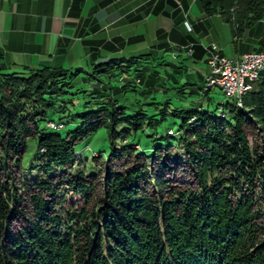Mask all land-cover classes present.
Instances as JSON below:
<instances>
[{"label":"trees","instance_id":"16d2710c","mask_svg":"<svg viewBox=\"0 0 264 264\" xmlns=\"http://www.w3.org/2000/svg\"><path fill=\"white\" fill-rule=\"evenodd\" d=\"M197 1L205 15L219 14L233 37L264 20V0ZM142 10L148 7L130 17L142 16ZM156 31L162 40L127 59L100 56L141 34L91 38V69L84 73L98 85L90 91L96 107L80 112L76 127L66 134L43 129L38 121L53 99L68 91V73L78 74L81 67L71 72L61 64L25 65L0 72V264H264V70L251 89L213 108L175 107L170 95H183L184 87L193 84L182 75L197 74L199 87L207 91L209 72L188 70L186 63L164 59V54L173 47L181 51L186 43L192 46L188 55L199 58L197 49L204 53L206 46L187 39L174 24ZM156 64L171 65L175 74L159 81ZM128 90L150 100L136 102L127 113V105L111 94ZM56 122L49 119L46 125L55 129ZM101 126L110 147L97 192V172H62ZM169 127L175 131L168 132ZM30 135L36 136L38 154L28 167L42 174L21 193L11 165L23 167ZM141 136L148 137L145 144L159 141L144 147ZM168 138L173 141L162 142ZM171 145L182 149L192 175L188 183L152 174L148 155ZM129 157L135 159L127 163ZM112 158H122L123 168L109 162Z\"/></svg>","mask_w":264,"mask_h":264},{"label":"rangeland","instance_id":"374dc122","mask_svg":"<svg viewBox=\"0 0 264 264\" xmlns=\"http://www.w3.org/2000/svg\"><path fill=\"white\" fill-rule=\"evenodd\" d=\"M166 4L167 6L165 7L154 8V15H147V11L142 10L139 11L142 16L137 17L135 19L129 20L127 19V17L122 16L121 19H119L113 24L108 22V24L106 25L105 23L106 27L97 31V37L108 38L109 36L115 34H120L124 37V39H127L129 35L134 34H141L142 37L131 42H126L125 45L116 50L107 52L102 50L104 51L103 56L100 57L103 59L106 58L107 53V55L111 57L126 58L130 55L132 56V54L134 56V54L137 53L148 52L149 50H151L153 44H155L159 40H162V38L158 37L156 31L157 28L162 27L164 29H167L173 24L187 36V39L191 41L200 42L201 45L206 46L208 48L207 49L206 47H204L205 51L199 58H197L195 55H188L192 51V46H189L186 43L180 46L182 48L181 51L173 47L170 51L167 52L168 54H164V59L171 58V60L173 61H183L184 63H186L188 70L194 71L197 68L202 73L207 71L210 72V68H208L209 57H207V61L204 60V57L208 54L209 48L213 44L217 48L216 52L220 55H224L231 58H237L240 54H242V52L238 54H236L235 52V47L231 40V34L229 33L228 24L224 22L218 14L208 16L205 15L202 12V9L197 0L191 2V6L189 8L182 6L175 7L174 4H168V2H166ZM113 9H115V7H113ZM113 9L111 7H108L104 9V12L105 10L113 11ZM107 20H110V17H107ZM100 25H102V23ZM259 35L256 34L254 38L252 37V39L248 40L250 42L254 41V48L259 47L260 45H264V37L260 38ZM238 38L234 37L235 41H237ZM244 40V37H241L240 41ZM191 43L192 42H190V45ZM220 47H222L224 50L222 51ZM250 51H253V49ZM161 52L162 50H156V53L158 54H160ZM88 56L89 55L87 53L86 56L81 55L77 57V64L71 66V72H75V69H77L78 67H81V70L78 74L68 73V75H72L71 79L70 77H68V80L71 81V85H64V88H66L68 91L59 95L58 98H54V105L47 107L44 117L38 121L39 126L43 127V129L55 130L57 132H60L61 134H66L69 130L76 127L80 119L77 115L80 112L96 107V103H94L93 101L94 97L91 96L90 91L93 86L98 87V85L93 84L96 83V81H94L93 78L89 77L86 73H84L85 71H89L91 69V65L87 63ZM124 58L122 59L123 63H125L127 59ZM67 63L68 62H66L64 66L68 67L69 64ZM151 63L154 64L155 60H152ZM133 67L134 66L132 65L131 68ZM138 67L141 68V65L138 64ZM148 68L152 69L153 67L150 64ZM156 68L158 69V75L161 76L159 81H161V78L165 76L166 73H169V75L170 73H172L173 75L175 74V71L173 70V67L171 65L156 64ZM149 71L150 70L148 69L144 70V74H147ZM247 71L248 76H253V70ZM261 71L262 70L258 71L259 73L257 74L258 76L256 77V79L259 78ZM83 74L87 75L88 79H83L81 77ZM208 75L209 74L205 75L204 77L205 88L210 87V85L212 84L208 83V80L206 79ZM182 77L188 78L190 81L193 82V84H189L184 87L183 95H181V93L177 95L175 93H172L170 95V103L175 107H196L202 105L204 108H213L218 102L225 101L230 98V96L227 95L225 91L217 85H214V87L213 85H211L212 87H210L207 91L201 89L199 87L201 79H199L197 74H193L190 77L182 75ZM184 78H182L181 81H183ZM115 83L120 82H118L117 80H113L111 84ZM162 88L163 87L161 86V89ZM162 90L165 91L166 89L163 88ZM247 90H249V88L245 89L244 91H241L239 93V96H241L243 92H246ZM165 92L168 93H165L164 95L169 94V91ZM111 95L116 99L118 104L124 103L127 105V113L133 111V107L136 105V102H143L146 99L150 100L149 98L142 97L139 93L135 94V91L132 90H128L126 91V93L112 92ZM157 95L158 97L160 96L159 98L161 99L164 98V95H159L158 93H156V97ZM49 119H54L55 121H57L55 124L57 125V127L55 129H51L46 125ZM169 119L170 118H168L167 122L169 121ZM165 125L166 123L161 125L160 128H163ZM172 129L173 130L168 129V132L175 131L174 128ZM1 130L2 128L0 127V131ZM140 138L141 144L144 147H146V145L151 147L155 141H159L157 139L145 144L144 142L148 137L141 136ZM167 140L173 141V139L168 138L162 139V142L166 143ZM109 147L110 143L106 129L104 128V126H101L87 139V142L83 146L77 149V157L74 163L72 165H69L68 167H64L66 170L62 172V176H65L67 173L71 172L88 173L89 171H95L97 172L95 176V185L97 188V192H101L103 171L105 166L104 157L108 155ZM36 148V136H28L26 139L25 151L22 152L23 167L11 165V173L15 176L16 180L18 181V184L20 186L18 190L21 193L26 190V185H29L37 176H40L42 174V171L38 167H28L31 164L33 165V163L37 161L36 156L38 153ZM41 149H43V147H41L39 150ZM98 152H101L104 156H97ZM114 159L115 158H112L109 162L114 161L115 164H117V167L123 168V165L125 164L123 159ZM132 159L134 160L135 158ZM132 159H130L129 157L126 162L130 163ZM148 160L150 161L152 174L159 178L171 175L173 178H177L176 180H178L179 183H188V178L192 176L191 170L188 169V167L186 168V165L184 163L182 149L178 146L171 145L167 148L159 147L155 150L154 155H148ZM162 160L166 162V165H162ZM55 169H57L56 173L60 172V168L56 167ZM53 171L54 170H52V172Z\"/></svg>","mask_w":264,"mask_h":264},{"label":"crops","instance_id":"0c3cea01","mask_svg":"<svg viewBox=\"0 0 264 264\" xmlns=\"http://www.w3.org/2000/svg\"><path fill=\"white\" fill-rule=\"evenodd\" d=\"M193 1L0 0V72L20 70L25 65L64 66L68 62V67L74 66L77 64V57L86 56L92 39L101 38L97 37V31L106 27L108 22L113 24L122 16L132 20L130 14L141 6L148 7L147 15H154V8L165 7L166 2L174 4L175 7L189 8ZM108 7L115 9L104 12ZM107 17H110V20H107ZM228 29L238 54L247 49H254V41L248 40L256 34H260V38L264 37V20H257L254 27L245 28L237 36V41L232 36L229 25ZM241 37L245 40L240 41ZM196 52L203 53L200 49Z\"/></svg>","mask_w":264,"mask_h":264},{"label":"built area","instance_id":"2783aa9c","mask_svg":"<svg viewBox=\"0 0 264 264\" xmlns=\"http://www.w3.org/2000/svg\"><path fill=\"white\" fill-rule=\"evenodd\" d=\"M213 44L209 48L210 70H225V78L222 80V89L225 93L242 91V78L253 77L256 79L258 71L264 70V50L247 51L237 58L220 55ZM247 70H253V76H248Z\"/></svg>","mask_w":264,"mask_h":264},{"label":"bare ground","instance_id":"6f19581e","mask_svg":"<svg viewBox=\"0 0 264 264\" xmlns=\"http://www.w3.org/2000/svg\"><path fill=\"white\" fill-rule=\"evenodd\" d=\"M224 78H225V70H217V71L210 70L209 75L206 79L208 80V83H212L211 85H213V87H214V85H217L218 87L222 88V80ZM255 80L256 79L253 77H243L242 78V86H243L242 91H244L245 89H248V88L251 89L250 87H252V84ZM211 85H210V87H212ZM239 93L240 92H237V94L236 93H226V94L229 95L230 97L231 96L232 97L233 96L238 97ZM243 93H245V92H243Z\"/></svg>","mask_w":264,"mask_h":264}]
</instances>
